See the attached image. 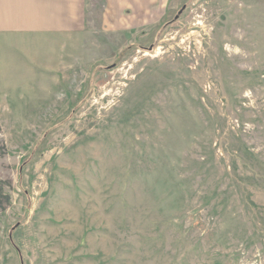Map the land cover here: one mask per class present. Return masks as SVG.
I'll return each mask as SVG.
<instances>
[{
  "label": "rangeland",
  "instance_id": "obj_1",
  "mask_svg": "<svg viewBox=\"0 0 264 264\" xmlns=\"http://www.w3.org/2000/svg\"><path fill=\"white\" fill-rule=\"evenodd\" d=\"M0 264H264V0H0Z\"/></svg>",
  "mask_w": 264,
  "mask_h": 264
},
{
  "label": "trees",
  "instance_id": "obj_2",
  "mask_svg": "<svg viewBox=\"0 0 264 264\" xmlns=\"http://www.w3.org/2000/svg\"><path fill=\"white\" fill-rule=\"evenodd\" d=\"M18 250V249H17ZM18 253L20 254L19 250H18Z\"/></svg>",
  "mask_w": 264,
  "mask_h": 264
},
{
  "label": "water",
  "instance_id": "obj_3",
  "mask_svg": "<svg viewBox=\"0 0 264 264\" xmlns=\"http://www.w3.org/2000/svg\"><path fill=\"white\" fill-rule=\"evenodd\" d=\"M185 6H183V8H184Z\"/></svg>",
  "mask_w": 264,
  "mask_h": 264
}]
</instances>
